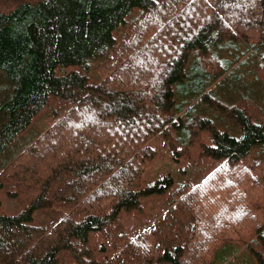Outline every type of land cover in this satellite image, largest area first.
Here are the masks:
<instances>
[{
	"label": "trees",
	"instance_id": "1",
	"mask_svg": "<svg viewBox=\"0 0 264 264\" xmlns=\"http://www.w3.org/2000/svg\"><path fill=\"white\" fill-rule=\"evenodd\" d=\"M237 43L254 49L264 79V0H0V152L48 106V126L0 170V187L20 205L0 214V264H212L220 246L248 237L261 241L256 260L264 264V125L251 103L226 105L202 86L229 68ZM102 56L92 83L88 61ZM179 83L240 137L193 109L181 117L172 89ZM89 106L92 122L69 129L65 119ZM155 136L176 161L196 142L220 163L196 185L173 187L163 175L144 186ZM170 188L163 216L130 236L120 214L143 212L141 197ZM51 207L59 210L51 221L31 224L36 210ZM91 231L108 256L88 245Z\"/></svg>",
	"mask_w": 264,
	"mask_h": 264
},
{
	"label": "rangeland",
	"instance_id": "2",
	"mask_svg": "<svg viewBox=\"0 0 264 264\" xmlns=\"http://www.w3.org/2000/svg\"><path fill=\"white\" fill-rule=\"evenodd\" d=\"M160 11H158V13ZM134 12H137V9H135ZM128 17L129 15H126L125 18L128 19ZM121 31V26L113 30L112 33L116 39L120 37ZM228 52L231 53L227 56L229 58V68L226 66L224 73L219 76L218 80L215 82H212V79L208 80V78L204 77L202 82V86L204 87L203 91L208 93L210 97H214L226 105L236 104L240 101L251 103L259 112V117L256 122L264 125V88H262L261 84L256 83L264 81V79L259 78L257 75V68L261 67V62L258 56H256L257 53L254 49H244L242 44L240 46L239 43H237L235 49L231 47ZM258 52L260 51L258 50ZM103 57L104 56L89 59L88 61L87 74L89 81L92 83L98 82L101 79L102 74L100 70L95 67V64ZM196 57V52H192L186 63L185 71L187 73L190 72V66L197 61V59H195ZM223 57L224 56L218 57V62H220L221 65L227 63L223 60ZM201 66H205L203 62H201ZM205 68H207L206 70L211 75L216 70V67H214V69H208V67L205 66ZM228 88L232 89L227 93ZM172 89L174 91L176 104L184 108L179 114L181 117L185 119L187 112L193 109L199 112V116L210 119L218 130L226 131L229 135L235 137H240L239 129L229 123L219 111L209 109L208 107L199 108V96L197 93H192V90L188 91L184 89L181 83H179V85L174 84ZM76 106L78 108L84 107L79 104ZM87 108V113L80 110L78 114L68 116L65 119L66 121L69 120L67 121L71 125L69 129L79 124L86 122L90 124V122H92V120H88V117L91 116L92 112L95 113V109L91 106ZM47 110L48 106L44 105L34 114L28 127L16 135L6 148L0 152V170L30 145L48 126L45 117ZM200 137L204 145H212L209 131L202 130L200 132ZM185 141L186 140L183 142L179 141V143L184 145ZM149 144L156 151L157 155L155 159L148 164L145 170L143 178L144 186L152 185L157 178L163 175H170L172 177L174 182L173 187H178L185 182L196 185L220 163L219 160H213L209 157L202 156L200 154V146L196 142L191 144L188 147L189 152L185 156L179 157L177 161L173 158L172 151L168 144L160 137H153ZM172 188L161 195L141 197L140 202L144 207L143 212L131 211L120 214L121 223L130 236L155 224V222L163 216L170 206L168 192H171ZM7 190H9V186L6 184L0 187V214L15 215L20 211V205L17 199L7 197ZM260 206L264 210V194L260 201ZM58 211L59 210L55 207L36 210L33 213L31 224L35 226L43 225L51 221ZM103 243L104 240L99 232L91 231L88 233V245L99 258H104L111 253L108 246L104 249L101 248ZM257 254L263 255V245L261 241L256 237H248L234 243L220 246L214 253L212 264H258L256 260Z\"/></svg>",
	"mask_w": 264,
	"mask_h": 264
},
{
	"label": "bare ground",
	"instance_id": "3",
	"mask_svg": "<svg viewBox=\"0 0 264 264\" xmlns=\"http://www.w3.org/2000/svg\"><path fill=\"white\" fill-rule=\"evenodd\" d=\"M202 65H203V64H202ZM204 68H205V66H204ZM202 69H203V68H202ZM206 69H207V68H205V71H206Z\"/></svg>",
	"mask_w": 264,
	"mask_h": 264
}]
</instances>
